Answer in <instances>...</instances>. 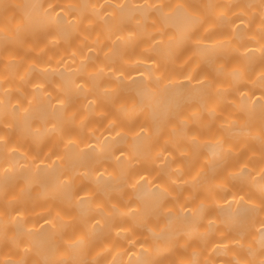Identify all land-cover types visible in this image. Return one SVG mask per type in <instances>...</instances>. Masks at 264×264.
<instances>
[{
	"label": "bare ground",
	"instance_id": "1",
	"mask_svg": "<svg viewBox=\"0 0 264 264\" xmlns=\"http://www.w3.org/2000/svg\"><path fill=\"white\" fill-rule=\"evenodd\" d=\"M0 264H264V0H0Z\"/></svg>",
	"mask_w": 264,
	"mask_h": 264
}]
</instances>
